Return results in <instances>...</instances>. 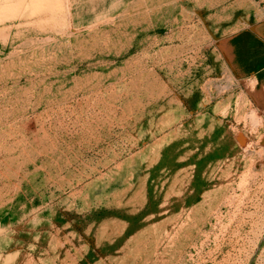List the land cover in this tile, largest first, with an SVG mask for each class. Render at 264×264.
<instances>
[{
  "label": "rangeland",
  "instance_id": "rangeland-1",
  "mask_svg": "<svg viewBox=\"0 0 264 264\" xmlns=\"http://www.w3.org/2000/svg\"><path fill=\"white\" fill-rule=\"evenodd\" d=\"M0 264H264V0H0Z\"/></svg>",
  "mask_w": 264,
  "mask_h": 264
}]
</instances>
